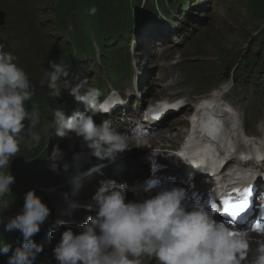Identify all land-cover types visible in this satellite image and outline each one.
Wrapping results in <instances>:
<instances>
[{
	"label": "clouds",
	"instance_id": "1",
	"mask_svg": "<svg viewBox=\"0 0 264 264\" xmlns=\"http://www.w3.org/2000/svg\"><path fill=\"white\" fill-rule=\"evenodd\" d=\"M96 7L89 9L94 15ZM0 44V198L12 193L15 177L10 164L20 151L21 143L31 147L40 141L36 131L39 111L29 110L26 102L32 99L34 90L25 71L18 67L16 57ZM49 88L59 96L58 81L67 76L62 64L46 70ZM69 94L83 102L91 111L67 116L62 109L54 115L55 133L61 138L75 134L82 138L91 156L114 160L119 152L127 150L129 137L113 126L110 120L97 124L94 115L105 111L99 103L101 92L87 79L71 84ZM27 121V124L25 123ZM139 135L137 139H140ZM65 169L68 165H64ZM153 167H157L153 162ZM186 190L181 187L165 189L152 195L127 199V184L115 179L103 180L93 196L90 207L95 215L87 217L80 225L79 234L67 228L54 248L59 264H141L140 257L153 256L158 264H264V244H260L256 256L247 260L249 232L235 230L230 224L215 219V215L203 206L187 210L183 201ZM5 208L7 202H3ZM51 209L29 190L19 213L8 218L6 231L18 230L22 244L15 248L8 264H34L43 251L34 236L48 220ZM0 223H4L0 219ZM66 221L51 224V235ZM12 245L0 239V254H7Z\"/></svg>",
	"mask_w": 264,
	"mask_h": 264
},
{
	"label": "rangeland",
	"instance_id": "2",
	"mask_svg": "<svg viewBox=\"0 0 264 264\" xmlns=\"http://www.w3.org/2000/svg\"><path fill=\"white\" fill-rule=\"evenodd\" d=\"M55 1L56 0H37L36 2H33V5H37V9H39L38 19H44L43 11L47 10ZM188 1L191 6L187 11L183 10V6L181 5L179 6L180 10L175 12V18L173 21L175 24L167 21L164 14H161L163 21L156 22L155 25L146 26L142 20L141 22L139 21L137 28L140 43L144 44L150 36H155V40L156 38H162L164 39V42H176L172 50H170V48H164L161 56L155 63H169L170 60L176 59V57L182 53H184V57H192V63H179L175 66L174 72L176 75L173 82L175 84V89L171 91L172 93L184 90V94L192 93V97L194 98L196 91L201 86L205 85L206 82L208 83L207 87L211 85H214L215 87L222 86L225 83V89L236 97L239 104L244 105L250 103V113H253L252 109L259 108L261 103L258 101H252L248 92L254 93V90L258 85L255 84L254 87H250L249 84H244L245 78L243 76H237L236 74L237 64L241 62L243 57H245L249 60L247 67L259 69L257 73L259 77L257 78L263 79L261 83L264 84V42L262 44L259 43L262 41V37L256 36L258 32L256 30H260L264 26V11H259L256 7V3L264 0ZM22 6L25 7L24 0H0V9L5 10L7 13L6 26L4 28L0 27V44H4L6 46L5 50L7 51H10L11 44L8 42L9 33L6 30L13 29V26L17 24L15 19L18 18L15 13H13L14 18H10L11 10L18 9ZM11 7L13 8L11 9ZM152 7V2L150 0H147L145 3L143 0H123L121 5L110 8L109 15H106V17L110 20L124 23L128 19L132 9H139V13L143 16L147 11H153ZM66 8H68L67 0H59L57 2L54 14L56 16L55 20L59 22L58 32H66L65 39L72 45V52L74 51L75 45L80 50V37L83 41L84 50L89 56H92L89 50L91 39L95 36L99 37L101 38V44H103V36L101 35L96 22L89 18H80L78 11H74L71 15L65 17L60 16L59 12ZM192 12L197 13V15H192ZM179 21L185 23L182 24V28H179V24H177ZM195 23L207 25V29H210L212 32L210 42H213L219 49H221V52L225 56V60L227 62L230 61L231 67L227 69L220 67L217 68L215 65V54L208 51V47L211 43L207 45L197 44L201 39V36L197 35V33L203 29L199 25L195 26ZM49 35L56 38L53 48L50 51L32 45L35 49L36 56L44 58L47 63L43 67L44 73L42 78L39 81H33L34 93L36 91H42V88L48 79L45 71L52 70L53 63L56 64V61L59 60V56L66 48L64 37L61 36L57 38L58 33L56 31H51ZM180 35H183V37L180 38ZM36 39L37 35H34L32 41H35ZM112 39H114V36L108 41H112ZM203 42L204 41H201V43ZM13 46L17 48L15 44ZM157 46L158 45L154 44L153 48ZM102 52L104 54L105 70L113 80L120 82L123 74H131L128 52L124 43L117 47L102 48ZM254 55L255 58L250 60ZM97 61H100V57L97 58ZM87 64L90 63L88 61L78 63L81 69L87 66ZM244 65L245 62L243 63V66ZM137 67L139 69L140 62H137ZM143 67L145 68L144 71L146 74L156 76L155 78L159 77V79H155V81H161V78L164 77V75L165 77L169 76L168 71H164L161 66L152 67L148 60H145ZM196 67H198V75L199 72H202L199 80L200 86H198L197 82L198 76H196L195 81L186 84L188 79L187 74L192 68ZM87 69L88 68H86V71ZM203 73L205 76L204 78ZM214 78H216L217 81L213 84L212 82L214 81ZM66 83L69 82L66 81ZM150 95L151 94L147 93L146 96ZM185 134L186 132L184 131L182 138ZM132 152L135 157V163H140L143 158V151L133 150ZM13 175L15 177V183L12 187H17L16 189L18 191L26 185L28 182V176L31 181L36 179L35 173H31L29 170H24L22 174L17 172ZM90 177L93 180L96 179L95 177ZM28 191H26V193ZM43 192L47 194V192ZM95 192L96 191H91L89 198H93ZM17 198V196L15 197L13 188L11 194H7L3 198H0V219L6 220L21 211L24 203L17 202L19 200V198ZM42 200L46 203L44 198H42ZM3 202H7V208L3 206ZM33 238L35 241H38L37 237ZM15 241H19L22 244L21 236L10 233L7 242L12 245V249L9 251L12 254L16 248ZM4 260L9 261V259L6 258H4ZM152 264H158V262H153Z\"/></svg>",
	"mask_w": 264,
	"mask_h": 264
},
{
	"label": "snow or ice",
	"instance_id": "3",
	"mask_svg": "<svg viewBox=\"0 0 264 264\" xmlns=\"http://www.w3.org/2000/svg\"><path fill=\"white\" fill-rule=\"evenodd\" d=\"M166 107V105L162 106L163 109H166ZM156 118H158V115ZM220 127L219 122L215 120H206L205 125L202 127L205 134L204 137L197 142L194 135L193 141L189 144V148L181 153V155L186 159L191 158L194 165L207 163L209 161V153L213 152L209 141H216L218 139ZM190 152L191 156L189 155ZM220 203H222L223 206V213L230 218L229 222L232 223L242 214L248 212L252 206V188H246L243 192H238L236 197L229 196L224 198ZM210 210L212 213L217 212V202L210 201ZM262 220H264V216L256 220L253 226L254 231L264 232Z\"/></svg>",
	"mask_w": 264,
	"mask_h": 264
},
{
	"label": "bare ground",
	"instance_id": "4",
	"mask_svg": "<svg viewBox=\"0 0 264 264\" xmlns=\"http://www.w3.org/2000/svg\"><path fill=\"white\" fill-rule=\"evenodd\" d=\"M121 34H124V33L122 32ZM160 47L161 48H164L165 45L162 44ZM129 67L131 69H133L131 66H129ZM127 76H129V75H126V77ZM138 76H139L140 79L143 77V76H141V74H138ZM130 77H132V76H130ZM132 79H134V78L132 77ZM153 90H156V87L155 86H153ZM108 92L111 93L109 91V89H108ZM147 103H149V102H143L141 104H147ZM212 103H215V105H217L219 107V112H224L225 111V109L223 107V104L221 102V99H219L217 96H214V98L212 100ZM139 109H142L143 110L141 112H146V110H145L146 107H144V106L139 107L137 111H140ZM201 112H202V108L200 107L198 109V115H200ZM228 125H229V128H230L231 132L235 135V137L237 138V140L240 142L242 135L245 134V131H244L243 125L240 122V119H238V118H230L229 119V122H228ZM174 131L176 133H174ZM165 133H170V136L173 139L176 138V137H178L180 135V131L178 130V127H177L176 124H170L167 128H165L164 130H162L160 132V135H164ZM263 143H264V139H262V144ZM167 162H170V160H168ZM255 168H259V166H256ZM257 170H259V169H257ZM257 206H258L257 204H255V206H254V208L256 210L258 209ZM258 212H259V210H257L256 213H255L257 215L256 216V219H260L262 216H264V211H262L261 213H258Z\"/></svg>",
	"mask_w": 264,
	"mask_h": 264
},
{
	"label": "trees",
	"instance_id": "5",
	"mask_svg": "<svg viewBox=\"0 0 264 264\" xmlns=\"http://www.w3.org/2000/svg\"><path fill=\"white\" fill-rule=\"evenodd\" d=\"M256 7H257V9L258 10H264V3H258V4H256ZM60 14H63V12L62 11H60L59 12ZM257 34H260V36L262 37V41H263V39H264V28H262V30H260ZM261 41V42H262ZM247 61H249V60H247ZM42 64H45V62H43ZM23 67H25V65H23ZM71 74H67V76H70ZM46 90H48L49 91V93L52 95H56L55 94V92L52 90V89H50L49 88V86H47L46 87ZM58 90H59V94L60 93H64L65 92V90H67L65 87H63L59 82H58ZM39 103H42L43 102V99L42 98H40L39 100Z\"/></svg>",
	"mask_w": 264,
	"mask_h": 264
},
{
	"label": "water",
	"instance_id": "6",
	"mask_svg": "<svg viewBox=\"0 0 264 264\" xmlns=\"http://www.w3.org/2000/svg\"><path fill=\"white\" fill-rule=\"evenodd\" d=\"M4 22V13L0 12V23Z\"/></svg>",
	"mask_w": 264,
	"mask_h": 264
}]
</instances>
